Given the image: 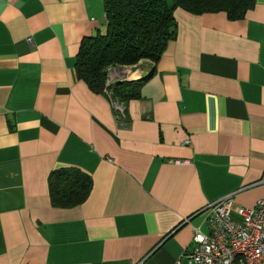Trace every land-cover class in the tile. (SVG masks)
<instances>
[{
  "label": "crops",
  "instance_id": "crops-1",
  "mask_svg": "<svg viewBox=\"0 0 264 264\" xmlns=\"http://www.w3.org/2000/svg\"><path fill=\"white\" fill-rule=\"evenodd\" d=\"M173 16L158 59L123 68L144 82L122 120L75 75L102 0H0V264H185L205 208L264 197V0ZM62 168L91 181L76 206L51 202Z\"/></svg>",
  "mask_w": 264,
  "mask_h": 264
},
{
  "label": "trees",
  "instance_id": "trees-1",
  "mask_svg": "<svg viewBox=\"0 0 264 264\" xmlns=\"http://www.w3.org/2000/svg\"><path fill=\"white\" fill-rule=\"evenodd\" d=\"M255 0H102L105 30L84 37L76 56V78L94 93H104L124 108L138 97L144 79L114 81L108 84L107 70L129 67L142 60L155 62L168 41L175 37L176 8L192 14L224 12L230 20L243 18ZM117 113V111H116ZM119 116V115H118ZM91 181L73 168L51 172V202L57 207H72L88 196Z\"/></svg>",
  "mask_w": 264,
  "mask_h": 264
},
{
  "label": "built area",
  "instance_id": "built-area-1",
  "mask_svg": "<svg viewBox=\"0 0 264 264\" xmlns=\"http://www.w3.org/2000/svg\"><path fill=\"white\" fill-rule=\"evenodd\" d=\"M121 75L126 77L123 68H109L108 84L120 81ZM113 106L124 118V108L117 103ZM260 183L264 184V175ZM203 213L206 232L194 229L183 254L185 264H264V197L253 207L240 206L232 213V198L227 196Z\"/></svg>",
  "mask_w": 264,
  "mask_h": 264
},
{
  "label": "rangeland",
  "instance_id": "rangeland-1",
  "mask_svg": "<svg viewBox=\"0 0 264 264\" xmlns=\"http://www.w3.org/2000/svg\"><path fill=\"white\" fill-rule=\"evenodd\" d=\"M121 68H124V67H121ZM122 75H123V74H122ZM122 75H121V76H122ZM107 77H108V76H107ZM119 79L127 81V79H130V78H128V77L125 78L124 76H122V78H119ZM121 80H120V81H121ZM117 81H118V80H117ZM200 218H202V217H200ZM200 218H197V219H199V221H200Z\"/></svg>",
  "mask_w": 264,
  "mask_h": 264
}]
</instances>
